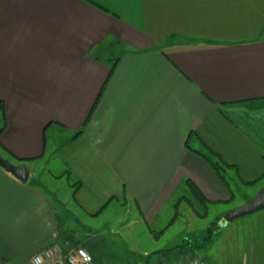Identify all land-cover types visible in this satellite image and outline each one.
I'll use <instances>...</instances> for the list:
<instances>
[{
	"label": "crops",
	"instance_id": "obj_1",
	"mask_svg": "<svg viewBox=\"0 0 264 264\" xmlns=\"http://www.w3.org/2000/svg\"><path fill=\"white\" fill-rule=\"evenodd\" d=\"M108 37L127 46L112 72L92 56ZM0 103V153L29 172L22 181L0 166V264L65 243L71 212L86 220L132 203L155 222L192 196L188 180L227 204L232 189L195 150L264 180V0H0ZM53 158L51 177L68 179L60 218L40 187ZM180 202L172 222L194 227ZM257 214L238 222L242 236L234 220L204 256L190 254L264 264Z\"/></svg>",
	"mask_w": 264,
	"mask_h": 264
},
{
	"label": "rangeland",
	"instance_id": "obj_2",
	"mask_svg": "<svg viewBox=\"0 0 264 264\" xmlns=\"http://www.w3.org/2000/svg\"><path fill=\"white\" fill-rule=\"evenodd\" d=\"M49 135H51V132H49ZM49 151V156H51V150ZM49 160L46 173L43 171L44 173L41 175L42 184L40 183V187L55 203L60 218L63 209L60 205V200L67 199L65 202H69V198L65 195L69 191L68 179L66 175L59 176L58 180L52 178V175L57 176L59 172H57V169L54 171L53 169L55 168L52 167V165L57 164V160L55 158ZM229 173L232 176L234 174L232 172ZM228 177L234 197L227 204L207 203L204 205L205 207L198 200H195L194 204L197 211L202 213L204 217H198L194 227L187 226L189 225L188 220H184L183 218L172 222L173 218H175V207V211L169 210L170 207H166L165 211L161 214V218L155 222L146 223L139 208L132 203H128V205L115 204L107 208L98 218L90 217L83 220L75 212H71L69 215L70 221L60 225V230H66L67 240L65 243H61V245L58 244V246L61 248L64 256L70 255L79 248H85L93 256L95 264H167L178 260L182 251L175 250L169 255H160L157 251L173 248L181 244L187 237L198 240L202 239L204 235L208 234L210 230L207 229L214 222L217 221L216 225L212 226V230L215 227H219V221L228 213H224L227 209L233 208L232 210H234L245 204L264 186V180L255 184H246L244 181L238 179L232 180L230 176ZM54 188H56V192H54ZM257 213L238 218L233 222V228L237 230L239 236H242L241 232L243 229L242 227L239 228L238 222L242 220L255 222L257 216H259ZM233 223H229L221 230L215 239L228 235L231 232L230 226ZM169 225L171 226L168 228ZM50 246L57 245L53 243ZM206 249L190 248L186 250L189 254L183 257H193L194 255L190 254L192 252L198 256H204Z\"/></svg>",
	"mask_w": 264,
	"mask_h": 264
},
{
	"label": "trees",
	"instance_id": "obj_3",
	"mask_svg": "<svg viewBox=\"0 0 264 264\" xmlns=\"http://www.w3.org/2000/svg\"><path fill=\"white\" fill-rule=\"evenodd\" d=\"M126 48L127 46L122 40L115 37H108L107 39H105V41L102 44H100L97 48H95L92 51V56L95 57L97 60L107 63V65H109L110 67V72H112L116 67L117 63L119 62L121 55L125 52ZM0 117L3 121L5 120L4 105L2 103H0ZM4 127L5 125L0 128V134L3 131ZM81 132L82 130L76 132L73 135V138L76 137ZM195 151L201 154L205 158V160L209 163V165L216 171L220 180L223 181V183H225L230 188L231 186L228 176H230V179L232 180L238 179L240 181H243L241 179V175L239 174L237 168L234 167L233 165L226 163L218 153L214 152L209 148H206V150L203 151H198V150ZM229 172L234 173L233 176ZM244 182L246 184H250V182L247 181ZM187 183L190 184L192 196L180 197L176 202V204L174 205V207L176 209L178 207V203L182 200H185V202L189 204V207L195 213V215L203 218L204 215L202 213H199V211H197L194 201L198 200L200 204H202L203 206L209 202L206 200L200 189L197 186H195V184L191 180L190 181L188 180ZM76 186H79V182H76ZM176 217H177V213L175 212V218ZM175 218H173V220ZM220 232L221 231H219V227L217 228L215 227L214 230H212L211 227L208 234L204 235L203 238L200 240L187 237L182 241L181 244H178L170 249L159 250L157 251V253L160 255H169L173 253L175 250H178V251H182L180 256H186L189 254L186 252V250H189L190 248L206 249L207 247H209L214 242L216 236H218Z\"/></svg>",
	"mask_w": 264,
	"mask_h": 264
},
{
	"label": "built area",
	"instance_id": "obj_4",
	"mask_svg": "<svg viewBox=\"0 0 264 264\" xmlns=\"http://www.w3.org/2000/svg\"><path fill=\"white\" fill-rule=\"evenodd\" d=\"M32 264H95L93 256L85 249L79 248L64 256L59 246L47 247L32 258ZM167 264H206L202 257L180 258Z\"/></svg>",
	"mask_w": 264,
	"mask_h": 264
},
{
	"label": "water",
	"instance_id": "obj_5",
	"mask_svg": "<svg viewBox=\"0 0 264 264\" xmlns=\"http://www.w3.org/2000/svg\"><path fill=\"white\" fill-rule=\"evenodd\" d=\"M0 166L22 181H27L29 178V172L24 165H15L11 163L9 160L3 158L1 153ZM261 210H264V186L245 204L226 213V215L219 221V231L223 230L230 222Z\"/></svg>",
	"mask_w": 264,
	"mask_h": 264
}]
</instances>
